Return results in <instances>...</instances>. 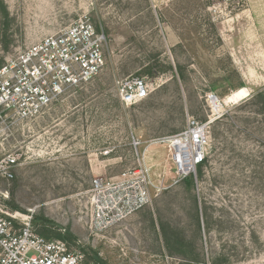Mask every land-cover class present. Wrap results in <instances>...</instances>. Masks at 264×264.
Masks as SVG:
<instances>
[{"label":"rangeland","instance_id":"1","mask_svg":"<svg viewBox=\"0 0 264 264\" xmlns=\"http://www.w3.org/2000/svg\"><path fill=\"white\" fill-rule=\"evenodd\" d=\"M0 3L8 13L0 11V64L82 16L107 40V65L92 82L45 114L0 128V159L20 157L14 179H0L1 207L50 220L89 264L95 255L107 264H212L233 247L228 264H264V115L244 104L264 89V0ZM128 76L150 86L130 107L117 93ZM188 116L214 121L193 192L176 183L168 148L156 143L184 130ZM144 153L153 204L91 230L93 180L117 179ZM195 199L200 211L203 200L215 207L209 231L203 219L198 227Z\"/></svg>","mask_w":264,"mask_h":264},{"label":"built area","instance_id":"2","mask_svg":"<svg viewBox=\"0 0 264 264\" xmlns=\"http://www.w3.org/2000/svg\"><path fill=\"white\" fill-rule=\"evenodd\" d=\"M106 46L104 31L89 16H82L10 58L0 68V128L39 117L69 90L92 82L107 65ZM117 93L121 103L130 107L148 99L150 86L146 77L128 76L117 82ZM213 122L188 116L184 130L156 142L168 148L176 183L196 176L207 159ZM146 158V153L139 155L137 167L117 179L93 180L91 230L108 228L116 217L123 219L124 214L153 204L155 184ZM19 165V155L2 157L0 179L13 180ZM33 219V213L0 206V264H89L86 254L71 250L67 242L40 236Z\"/></svg>","mask_w":264,"mask_h":264},{"label":"trees","instance_id":"3","mask_svg":"<svg viewBox=\"0 0 264 264\" xmlns=\"http://www.w3.org/2000/svg\"><path fill=\"white\" fill-rule=\"evenodd\" d=\"M0 11L3 13L5 17L8 16L7 10L4 6L3 3H0ZM97 27V26H96ZM99 30V28L97 27ZM4 64H0V68ZM246 106L248 105L249 107L256 108L253 112H256L258 114L264 115V89L261 90L259 93H257L255 96H253L250 100L244 103ZM227 118V115L224 116ZM176 134V133H175ZM216 135V133L214 134ZM212 136V135H211ZM209 156V155H208ZM208 162V157L205 160L204 163L198 166L197 168V181L198 183L202 182V179L204 177V167L207 165ZM181 183H184L186 185V189L189 192H193L198 188V183L196 184V180L194 176H188L185 179L181 181ZM196 206L198 208V212L196 214V220L198 223V227L201 230V219H203V224H205V228L209 231L211 230V227L214 222H216V218L214 217V210L215 207L213 205H209L206 201H202V206L203 208L200 211V205H199V200L195 199ZM14 210H18L17 206L13 207ZM201 212V213H200ZM225 222L224 219H221L219 223ZM33 223L38 225H41V229L38 231L39 235L46 238V239H59V240H71L72 237L70 236H62L60 233H54L52 230L53 227H55L54 223H52L50 220L44 218V217H39L35 216L33 219ZM163 235L165 238H167V232L163 228ZM167 241V240H166ZM168 242V241H167ZM236 249V247L231 248L229 251L223 250L218 254V257H216L213 261L212 264H228L232 258V250ZM94 262L95 264H107L105 261H103L98 255H95L94 257Z\"/></svg>","mask_w":264,"mask_h":264},{"label":"water","instance_id":"4","mask_svg":"<svg viewBox=\"0 0 264 264\" xmlns=\"http://www.w3.org/2000/svg\"><path fill=\"white\" fill-rule=\"evenodd\" d=\"M194 178H195V180H196V184H197V183H198V182H197V175H196V176H194Z\"/></svg>","mask_w":264,"mask_h":264},{"label":"bare ground","instance_id":"5","mask_svg":"<svg viewBox=\"0 0 264 264\" xmlns=\"http://www.w3.org/2000/svg\"><path fill=\"white\" fill-rule=\"evenodd\" d=\"M214 99H217L216 97Z\"/></svg>","mask_w":264,"mask_h":264}]
</instances>
